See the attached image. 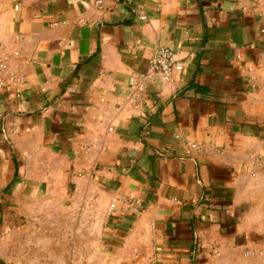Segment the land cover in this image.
Returning a JSON list of instances; mask_svg holds the SVG:
<instances>
[{"label": "crops", "instance_id": "1", "mask_svg": "<svg viewBox=\"0 0 264 264\" xmlns=\"http://www.w3.org/2000/svg\"><path fill=\"white\" fill-rule=\"evenodd\" d=\"M96 1L0 0V264H264V0Z\"/></svg>", "mask_w": 264, "mask_h": 264}, {"label": "built area", "instance_id": "2", "mask_svg": "<svg viewBox=\"0 0 264 264\" xmlns=\"http://www.w3.org/2000/svg\"><path fill=\"white\" fill-rule=\"evenodd\" d=\"M102 4L103 0H97L95 2L97 7L102 6ZM143 20H146V18L143 17ZM183 70L184 62L178 52L169 47H158L149 59V70L138 77V79L134 77L131 79L130 102L134 107H139L142 97L146 93L147 85L155 80L171 83L174 73L182 72ZM20 81L21 78L16 71L10 70L7 61L0 58V90H6ZM111 213L112 211H109V215ZM245 255L247 257H254L262 255V252L248 250L245 252Z\"/></svg>", "mask_w": 264, "mask_h": 264}, {"label": "rangeland", "instance_id": "3", "mask_svg": "<svg viewBox=\"0 0 264 264\" xmlns=\"http://www.w3.org/2000/svg\"><path fill=\"white\" fill-rule=\"evenodd\" d=\"M81 226H82V221L81 220H76V228H75V236H74V238L76 240V246H75L76 247V251L82 247V242L81 241H83V236L81 235V231H82L81 230ZM91 227H92V223L86 221V237H87L86 239L88 241L94 240L95 238H97V237L93 236V232H92V228ZM76 254H77V252H76Z\"/></svg>", "mask_w": 264, "mask_h": 264}, {"label": "water", "instance_id": "4", "mask_svg": "<svg viewBox=\"0 0 264 264\" xmlns=\"http://www.w3.org/2000/svg\"><path fill=\"white\" fill-rule=\"evenodd\" d=\"M196 1H200V0H196ZM118 2L122 5V6H128L130 4V0H118ZM131 14L135 15L136 11L133 9H130ZM125 22H128V20H126Z\"/></svg>", "mask_w": 264, "mask_h": 264}]
</instances>
